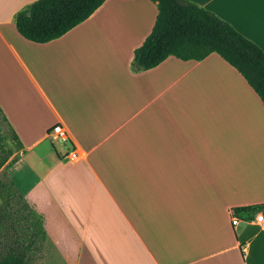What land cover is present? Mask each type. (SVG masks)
I'll return each instance as SVG.
<instances>
[{"label":"crops","instance_id":"1","mask_svg":"<svg viewBox=\"0 0 264 264\" xmlns=\"http://www.w3.org/2000/svg\"><path fill=\"white\" fill-rule=\"evenodd\" d=\"M37 1L0 0V114L19 142L0 174L41 222L49 264H264V224L230 220L264 204V106L243 77L215 53L133 71L149 0H106L27 41L15 16ZM188 1L264 53V0ZM55 125L82 161L62 160Z\"/></svg>","mask_w":264,"mask_h":264},{"label":"trees","instance_id":"2","mask_svg":"<svg viewBox=\"0 0 264 264\" xmlns=\"http://www.w3.org/2000/svg\"><path fill=\"white\" fill-rule=\"evenodd\" d=\"M105 1L38 0L16 14V30L27 41L45 44L83 23ZM149 1L156 5L157 17L151 33L134 51L133 71L153 69L171 56L181 61L198 62L215 53L243 77L264 106V53L258 46L242 37L228 23L188 0ZM2 119L7 122L4 117ZM11 138L16 147L19 146L12 131ZM3 140L6 138L0 137V143ZM12 155V150L0 149V170ZM234 212L242 220H252L259 213L264 217V204ZM6 216L9 219L10 215L5 214L0 203V226L2 220H7ZM24 219L29 224L26 227L28 233L22 231L23 236H28L27 244L24 245L25 239L14 238L0 254V264H28L26 252L34 240H44L42 224L31 208ZM10 221L11 218L9 223L13 226L15 221Z\"/></svg>","mask_w":264,"mask_h":264},{"label":"rangeland","instance_id":"3","mask_svg":"<svg viewBox=\"0 0 264 264\" xmlns=\"http://www.w3.org/2000/svg\"><path fill=\"white\" fill-rule=\"evenodd\" d=\"M0 137H5L0 143V149L16 150L15 142L12 141L11 131L7 124L3 121L0 114ZM57 151L62 155L67 153V146L56 142ZM0 197L1 204L3 206L5 214H9L10 217L6 216L7 220H2V225L0 226V254L6 251L9 242H12L15 238H21L24 240V245L27 244L28 236H23L22 231H26V227L29 224L25 221L24 217L28 215V208L23 202L22 198L15 192V190L10 186V183L5 179L4 174H0ZM15 221V223H9V220ZM10 221V222H11ZM28 231V230H27ZM26 231V232H27ZM28 233V232H27ZM24 237V238H23ZM28 254V264H49L51 257L50 248L39 242L38 240L33 242L30 249L26 252Z\"/></svg>","mask_w":264,"mask_h":264},{"label":"built area","instance_id":"4","mask_svg":"<svg viewBox=\"0 0 264 264\" xmlns=\"http://www.w3.org/2000/svg\"><path fill=\"white\" fill-rule=\"evenodd\" d=\"M47 136H49L53 140V143L57 142L59 144L66 145L69 147L67 153L62 157V160H64L65 162L75 164L83 160L84 158L83 153L71 145L68 135L64 131L61 125L53 126L47 133ZM230 220H231V225L233 227L237 226L241 222L240 217L237 216L235 212L232 210L230 212ZM252 221L263 225L264 224L263 214L262 213L256 214L253 220H244V222H252Z\"/></svg>","mask_w":264,"mask_h":264}]
</instances>
